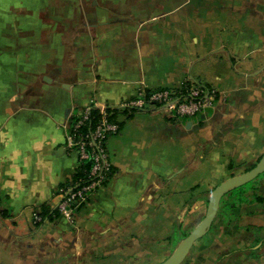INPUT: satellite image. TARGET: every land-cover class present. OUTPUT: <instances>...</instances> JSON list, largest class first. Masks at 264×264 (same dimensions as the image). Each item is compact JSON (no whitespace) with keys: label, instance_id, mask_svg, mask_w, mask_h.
<instances>
[{"label":"crops","instance_id":"obj_1","mask_svg":"<svg viewBox=\"0 0 264 264\" xmlns=\"http://www.w3.org/2000/svg\"><path fill=\"white\" fill-rule=\"evenodd\" d=\"M194 85L216 101L192 117L118 109L112 176L74 223L56 211L79 162L67 121ZM263 152L264 0H0V264H157ZM226 235L209 230L180 264H264V232Z\"/></svg>","mask_w":264,"mask_h":264},{"label":"built area","instance_id":"obj_2","mask_svg":"<svg viewBox=\"0 0 264 264\" xmlns=\"http://www.w3.org/2000/svg\"><path fill=\"white\" fill-rule=\"evenodd\" d=\"M215 101L214 91L194 85L177 88L159 87L149 91L140 89L132 98L125 99L118 105L89 102L76 117L64 124L65 144L67 149L77 152L78 166L85 160L90 161L91 165L86 172V178L79 182L71 178L68 187H58L59 214L69 223H74L76 211L104 184L105 180L109 179L107 174L111 166L107 157L106 140L119 130L117 120L111 117L112 111L156 105L173 116L192 117L211 108ZM93 110H97L96 115H92ZM91 119L94 120L93 126H89ZM41 220V215L34 212V221Z\"/></svg>","mask_w":264,"mask_h":264},{"label":"water","instance_id":"obj_3","mask_svg":"<svg viewBox=\"0 0 264 264\" xmlns=\"http://www.w3.org/2000/svg\"><path fill=\"white\" fill-rule=\"evenodd\" d=\"M264 172V152L253 166L242 173L232 175L219 184L211 191L208 197V203L203 218L194 226V228L183 238L178 247L163 261L157 264H180L194 242L205 235L211 228V225L218 213L221 200L231 189L242 186Z\"/></svg>","mask_w":264,"mask_h":264},{"label":"rangeland","instance_id":"obj_4","mask_svg":"<svg viewBox=\"0 0 264 264\" xmlns=\"http://www.w3.org/2000/svg\"><path fill=\"white\" fill-rule=\"evenodd\" d=\"M248 186V184H244ZM258 188L254 191L251 189L246 190L243 193V196L246 197L250 202L244 203L240 210H233L231 214L228 212V216H231L229 219H226L229 224L223 221L222 216L227 212L222 210V215H216L212 228L210 231H216L221 229L222 232L226 233V238L229 239L224 241L227 245L233 246L232 243L235 239L244 237H250L247 242H251V237L253 234L258 232H264V206L263 200L256 201L253 200L256 195H261L264 197V177H261L257 181ZM223 221V223H222ZM258 232V233H259ZM246 235V236H245Z\"/></svg>","mask_w":264,"mask_h":264},{"label":"trees","instance_id":"obj_5","mask_svg":"<svg viewBox=\"0 0 264 264\" xmlns=\"http://www.w3.org/2000/svg\"><path fill=\"white\" fill-rule=\"evenodd\" d=\"M119 112L118 109H115L114 111H112V115L111 117L115 118L116 119V115L117 113ZM92 115H96L97 113V110H93L92 112ZM76 117V116H74ZM73 118V117H72ZM93 119H91L90 121V125L89 126H93ZM118 122V121H117ZM119 124V123H118ZM88 127V126H87ZM91 165V162L88 161V160H85V161H82L80 163V165L76 168V171L75 173L73 174L72 176V179L75 180V181H80L81 179L83 178H86V172L88 171L89 167ZM110 171L108 172L107 174V178H110L113 174V169L110 167L109 169ZM261 177H264V172L261 173L257 178H255L254 180L248 182V186L246 185H242V186H238V187H235L233 189H231L230 191H228L226 193V195L223 197V199L221 200V203H220V207H219V210H218V213L217 215H222L221 211L224 210L226 211L227 213L225 215L222 216V219L224 222H226V224H229L227 221H225L226 219H229L231 216H228L229 214H231V212L233 210H240V208L242 207V205L244 203H248L250 202L248 199H246V197L243 196V193L248 190V189H251V190H256L258 188L257 186V181L261 178ZM106 182V180L104 181V183ZM61 187H68L69 186V182H65L63 184L60 185ZM253 200H256V201H261L263 200L264 201V197L261 196V195H256V197L253 199ZM56 211L59 213L58 211V207H56ZM229 212V214H228ZM39 215H41L42 219H43V216L47 215V210L45 209L44 211H40L39 212ZM222 221V223H223ZM39 222V221H38ZM257 232V231H256ZM259 232V231H258ZM257 232V233H258ZM259 240H257L256 242H258Z\"/></svg>","mask_w":264,"mask_h":264}]
</instances>
